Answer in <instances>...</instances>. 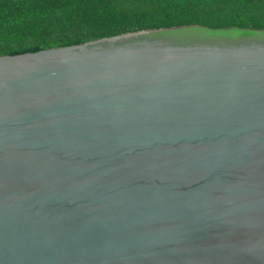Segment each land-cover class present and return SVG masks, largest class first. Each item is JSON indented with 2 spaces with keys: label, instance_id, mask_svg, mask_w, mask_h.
I'll use <instances>...</instances> for the list:
<instances>
[{
  "label": "water",
  "instance_id": "water-1",
  "mask_svg": "<svg viewBox=\"0 0 264 264\" xmlns=\"http://www.w3.org/2000/svg\"><path fill=\"white\" fill-rule=\"evenodd\" d=\"M0 264H264V31L0 56Z\"/></svg>",
  "mask_w": 264,
  "mask_h": 264
},
{
  "label": "trees",
  "instance_id": "trees-1",
  "mask_svg": "<svg viewBox=\"0 0 264 264\" xmlns=\"http://www.w3.org/2000/svg\"><path fill=\"white\" fill-rule=\"evenodd\" d=\"M183 27L264 31V0H0V56Z\"/></svg>",
  "mask_w": 264,
  "mask_h": 264
}]
</instances>
